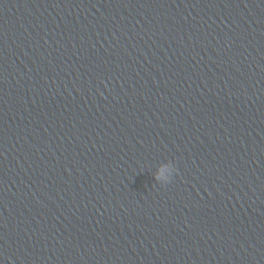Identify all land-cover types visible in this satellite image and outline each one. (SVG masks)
<instances>
[{
  "label": "water",
  "instance_id": "obj_1",
  "mask_svg": "<svg viewBox=\"0 0 264 264\" xmlns=\"http://www.w3.org/2000/svg\"><path fill=\"white\" fill-rule=\"evenodd\" d=\"M0 264H264V95L148 0H0Z\"/></svg>",
  "mask_w": 264,
  "mask_h": 264
},
{
  "label": "clouds",
  "instance_id": "obj_2",
  "mask_svg": "<svg viewBox=\"0 0 264 264\" xmlns=\"http://www.w3.org/2000/svg\"><path fill=\"white\" fill-rule=\"evenodd\" d=\"M164 167H169V168H171V170H172L173 172H177V169H176L175 166H173L172 164L165 165ZM163 170H164V168L162 167V168L156 173V176H155V179H156V180L159 181V180L161 179V174H162ZM170 182H171V179L168 180L166 183H164V185H166V184H168V183H170Z\"/></svg>",
  "mask_w": 264,
  "mask_h": 264
}]
</instances>
